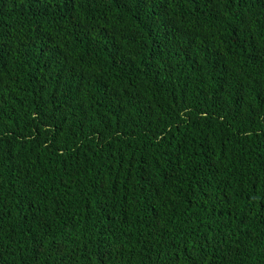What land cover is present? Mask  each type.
<instances>
[{
	"label": "trees",
	"instance_id": "1",
	"mask_svg": "<svg viewBox=\"0 0 264 264\" xmlns=\"http://www.w3.org/2000/svg\"><path fill=\"white\" fill-rule=\"evenodd\" d=\"M0 264H264V0H0Z\"/></svg>",
	"mask_w": 264,
	"mask_h": 264
}]
</instances>
